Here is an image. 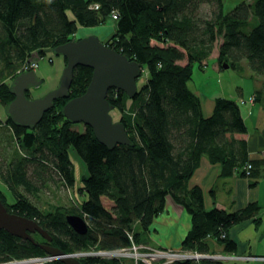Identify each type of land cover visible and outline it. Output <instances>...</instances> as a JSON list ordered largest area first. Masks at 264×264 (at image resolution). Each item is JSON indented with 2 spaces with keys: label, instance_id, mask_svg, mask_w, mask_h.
<instances>
[{
  "label": "trees",
  "instance_id": "1",
  "mask_svg": "<svg viewBox=\"0 0 264 264\" xmlns=\"http://www.w3.org/2000/svg\"><path fill=\"white\" fill-rule=\"evenodd\" d=\"M224 6V0H0V60L5 63L1 76L10 73L15 78L35 52L67 42L79 26L104 24L109 16L116 24L106 43L140 61L146 75L134 97L117 88L107 93L132 145L108 148L90 125L85 124L83 131L73 128L75 123L61 113L67 98L57 99L32 129L16 125L6 114V126L14 133L11 138L0 134V180L15 197L10 204L0 188L7 208L37 219L51 234V243L66 252L92 247L104 251L146 241L145 232L170 195L191 214L183 248L211 255L214 238L228 253L235 252L238 243L228 230L245 219L259 224V202L234 211L215 204L206 207L202 187L189 185L202 155L219 163L224 176H249L250 186L264 175V157L253 160L248 154L243 103L218 96L206 114L202 98L189 87L194 62L206 64L216 46L220 66L225 62L236 66L246 59L254 74L264 77V0H244L229 11ZM92 74L89 66L75 67L70 96L83 93ZM11 82L0 81L4 105L14 97ZM70 148L78 151L87 168L79 190L88 197L75 212L89 224L81 234L69 226L70 212H44L33 198L47 183L75 185ZM248 163L252 168H246ZM37 233L32 234L36 242H47L36 238ZM46 253L39 243L0 228V264ZM80 260L117 264L120 259L82 256ZM48 264L65 263L54 259ZM169 264H224V260L192 257Z\"/></svg>",
  "mask_w": 264,
  "mask_h": 264
},
{
  "label": "water",
  "instance_id": "2",
  "mask_svg": "<svg viewBox=\"0 0 264 264\" xmlns=\"http://www.w3.org/2000/svg\"><path fill=\"white\" fill-rule=\"evenodd\" d=\"M52 51L57 55H64L66 64L55 88L42 96H27L31 87L39 86L43 79L35 70L20 72L10 83V91L14 94L5 105V112L16 125L32 129L38 124L44 113L53 108L57 99L67 98L62 106L61 113L72 123L82 122L94 129L97 139H100L108 148L117 144L132 145L124 122L115 120L112 110L115 105L108 98V90L117 88L134 97L139 89L138 78L143 73L142 63L132 59L129 55L108 45L98 33L86 34L83 37L73 38L56 45ZM78 65L92 68V77L86 90L74 97L70 96V88L74 79V69ZM229 63H223L228 67ZM69 226L79 234L89 230L87 218L81 214L69 213L66 215ZM0 228L8 230L12 235L33 240L56 259L65 264H83V256H102L93 251L90 253L78 251L66 252L60 246L51 243V234L40 223L27 215L12 212L0 198ZM39 232L47 242H36L33 233ZM94 253V254H93ZM93 254V255H92ZM113 255L112 253H110ZM215 257L212 255H200Z\"/></svg>",
  "mask_w": 264,
  "mask_h": 264
},
{
  "label": "crops",
  "instance_id": "3",
  "mask_svg": "<svg viewBox=\"0 0 264 264\" xmlns=\"http://www.w3.org/2000/svg\"><path fill=\"white\" fill-rule=\"evenodd\" d=\"M253 76L258 79V83H263L262 88L264 90V77L254 74ZM196 92L201 97V92L198 90H196ZM255 93H257L256 96ZM263 94V92L258 90V86H256L250 93L249 91L242 90V95L240 97V99L246 101L241 106L244 119H250L251 121V124H247L249 132L247 135V143L248 154L253 160L264 157ZM253 96L256 97L255 100L252 99ZM214 99L215 98L208 96H204L203 98L202 96L203 109L206 114H208V112L211 113L215 103ZM221 170L222 166H220L219 163H213L206 155H202L198 168L190 177V183L192 186L198 185L202 187L206 207H212V205L215 204L219 208L234 211L245 207L249 202L258 201L262 207V221L259 224L253 219H245L243 222L234 224V226L228 230L229 236L238 243L236 251L230 254L243 256L247 254L264 255V175L262 174V177L254 186H250L249 176H240L238 173L232 174L231 176H224ZM166 202L164 210L160 212L152 222V225L145 232V236L147 237L146 241L140 244L155 248H183L181 245L182 241L192 226L191 214L180 202L175 201L170 195L167 196ZM211 240L213 244V254H225L227 252L222 243H219L214 238ZM229 261L233 264H257L258 262L264 264L261 260L248 257L230 259ZM144 262L140 261V264H145L146 262ZM123 264H127V262ZM129 264L136 263L130 260ZM155 264L161 263L156 262Z\"/></svg>",
  "mask_w": 264,
  "mask_h": 264
},
{
  "label": "rangeland",
  "instance_id": "4",
  "mask_svg": "<svg viewBox=\"0 0 264 264\" xmlns=\"http://www.w3.org/2000/svg\"><path fill=\"white\" fill-rule=\"evenodd\" d=\"M225 6L224 11H229L232 8L236 6V4L240 3L244 0H224ZM203 10L206 11L207 7L204 6ZM115 19L112 16H109L104 24L100 25H94L93 27H87V26H79L77 29L78 31L74 34L75 38L83 37L86 34L90 33H98L101 35L102 39H106L115 31ZM221 39V38H220ZM44 54V55H43ZM218 54V46L213 51V54L210 55V57L207 59L206 64L201 66L198 62H194L193 65V74L192 79L189 81V87L196 91L201 92V98L203 96L205 97H212L216 98L218 96H223L226 98H231L233 100L239 101V102H246L244 99H240L242 95V90L250 91L254 90L256 86H258V90L260 92L264 93V90L262 88L263 83H258V79L253 76L254 72L252 71L251 67L248 65L247 60L244 59L242 61H239L236 66H233L229 63L228 67L220 66L219 61L216 57ZM43 55V56H42ZM53 57V59L50 61V57ZM64 56V55H63ZM61 55H57L54 52H41L38 57V64L39 67L37 68V73L40 76H43L44 79L42 83L35 87V96H42L43 93H46L49 90H52L55 88L59 82V79L61 77V73L63 71V67L66 64L65 60L62 59ZM3 62V63H2ZM4 61L0 60V81L5 82H11L14 78V76L10 73H7L8 76H1V72L5 69L3 66ZM16 75V74H15ZM256 75V74H254ZM145 74L140 75L138 78V85H142L145 80ZM259 76V75H257ZM261 82V80H260ZM257 91V90H256ZM34 92V88L32 90ZM247 95V94H246ZM257 93H255V96ZM255 96H253V100H255ZM31 97V96H30ZM264 97V94H263ZM248 98V97H247ZM239 99V100H238ZM4 103L3 101H0V134L7 136L8 138H11L13 136L14 131L12 130L11 126L8 128L7 126L9 124H6V112L4 110ZM112 115L114 116L115 120H119L120 118V112L117 108H114L112 110ZM247 124H251L250 119H244ZM5 124V125H4ZM7 125V126H6ZM73 128H77L80 130H85V124L82 122H76L75 125H73ZM1 138V137H0ZM11 140V139H10ZM70 153L72 157V161L75 164V169L77 173V180L74 183L75 185H65L62 184L61 181L57 180L56 183H47L45 187H40L38 191L33 196L34 199H36L39 202V206L44 212H47L49 210L55 211L60 209L68 211L67 213H75L79 212L80 204L82 200L86 199L88 197L87 194L82 193L79 188L81 186V176L82 174H86L87 168L85 165V162L83 161L82 157L79 155L78 151H75V149L70 148ZM21 154L25 153L24 149L19 151ZM57 184V185H55ZM189 180V185H190ZM192 186V184L190 185ZM0 188L4 192V198L10 203H14L15 197L12 196V193L3 182L0 180ZM36 238H38L41 241H45L44 237L41 236V234L37 233L34 234ZM143 246V245H142ZM149 245H144L143 247H140V251H146L147 247ZM158 247H156L157 249ZM182 248V247H181ZM183 250H180L179 252H185L188 255V258H196V259H202L200 255H197L196 251L187 250L185 248H182ZM100 249L97 248H91L85 252H93L99 251ZM112 251L116 259H120L117 264H123L124 262H127L129 264V261H135L136 258L131 255L130 253H126L127 255H124L123 250H109ZM136 251V250H135ZM127 252V251H126ZM94 254V253H93ZM92 254V255H93ZM201 254V253H200ZM83 256V255H82ZM101 258L104 257H113V255H102L99 256ZM114 257V258H115ZM232 258L225 259L224 264H233L231 261H229ZM162 260L161 264H169L170 262H167L166 259H160ZM233 260V259H232ZM260 260V259H258ZM52 261V260H50ZM157 261V260H156ZM246 261V260H245ZM264 262V259L261 260ZM49 262L43 263L48 264ZM247 263V262H246ZM102 264V263H100ZM106 264V263H104ZM257 264H260L259 262Z\"/></svg>",
  "mask_w": 264,
  "mask_h": 264
},
{
  "label": "built area",
  "instance_id": "5",
  "mask_svg": "<svg viewBox=\"0 0 264 264\" xmlns=\"http://www.w3.org/2000/svg\"><path fill=\"white\" fill-rule=\"evenodd\" d=\"M37 63H38L37 59H34V58L29 59V61L24 64V66L21 68V70H23L24 68L30 67V65L37 66L38 65ZM241 103H244V101ZM246 168L247 169L252 168L251 163H248ZM142 245L143 244L134 242L132 245L125 247L123 249H118V250H123L124 255H126V253L127 254L130 253L131 255H129V256H133L134 258H136L135 259L136 264H140V261H143V262L145 261L147 264H153L154 262L155 263L161 262L162 260H160V259H163V260L166 259L167 262H171L174 259L188 258V255L185 252H181V253L179 252L180 250H183L182 248L175 249L172 247H169V248L158 247L156 249L155 247L148 246L146 251H140L139 248L144 246V245L143 246ZM197 255H203V254L197 253ZM212 256H215L216 258H220L223 260L228 259V258L236 259V258H244V257H246V258L248 257V258H252V259H256V260H258V258L260 260L264 259V255L243 256V255H238V254L235 255V254H230V253H225V254L214 253V254H212ZM54 259H56L54 255H52L50 253L49 254L46 253V254H41L38 256H32V257H29L27 259H16L14 261H11V262H8L5 264H43V263L49 262L50 260H54Z\"/></svg>",
  "mask_w": 264,
  "mask_h": 264
},
{
  "label": "flooded vegetation",
  "instance_id": "6",
  "mask_svg": "<svg viewBox=\"0 0 264 264\" xmlns=\"http://www.w3.org/2000/svg\"><path fill=\"white\" fill-rule=\"evenodd\" d=\"M100 35V34H99ZM101 36V35H100ZM104 41H105V39H104ZM52 51V48L51 49H49V48H47V49H45L44 50V53L45 52H51ZM53 52V51H52ZM35 54H36V56H34L33 58L34 59H37V62H38V57H39V55H40V53H36L35 52ZM44 55V54H43ZM42 55V56H43ZM61 56H63V55H61ZM50 61L53 59V57L51 56L50 58ZM62 59H64L65 60V63H66V58L63 56L62 57ZM38 64V63H37ZM65 66V65H64ZM39 67V64L37 65V66H33V65H30V67H28V68H24L23 70H19V72H18V74L20 73V72H24V71H30V70H35L36 71V73H37V68ZM64 68V67H63ZM38 74V73H37ZM39 75V74H38ZM40 76V75H39ZM40 77H42V79H44V77L43 76H40ZM33 88H34V92H32V90H33ZM35 86L34 87H31V89H29L28 91H27V96L29 97V98H31V97H33V98H35V97H38V95L37 96H35ZM44 94V93H43ZM31 96V97H30ZM22 126V125H21Z\"/></svg>",
  "mask_w": 264,
  "mask_h": 264
},
{
  "label": "bare ground",
  "instance_id": "7",
  "mask_svg": "<svg viewBox=\"0 0 264 264\" xmlns=\"http://www.w3.org/2000/svg\"><path fill=\"white\" fill-rule=\"evenodd\" d=\"M82 252H85V251H82ZM82 252L81 253H79L80 255H82ZM87 253H90V252H87ZM97 253H100V254H102V255H111L110 254V252L109 251H106V250H104V251H98ZM127 255V254H126Z\"/></svg>",
  "mask_w": 264,
  "mask_h": 264
},
{
  "label": "clouds",
  "instance_id": "8",
  "mask_svg": "<svg viewBox=\"0 0 264 264\" xmlns=\"http://www.w3.org/2000/svg\"><path fill=\"white\" fill-rule=\"evenodd\" d=\"M75 38V37H74ZM34 55H36V54H34ZM16 75H18V73L16 74ZM106 251H109V250H106ZM110 253H112L113 254V252L112 251H109ZM227 253V252H226ZM207 255V254H206ZM212 255V254H211ZM247 255H251V254H247ZM247 255H245V256H247ZM259 255V254H258ZM257 255V256H258ZM116 256V255H115ZM114 256V254H113V257H115ZM209 257V256H208ZM212 258V257H211ZM214 258H216V257H214ZM218 259H220V258H218ZM229 259V258H228ZM223 260V259H222Z\"/></svg>",
  "mask_w": 264,
  "mask_h": 264
}]
</instances>
